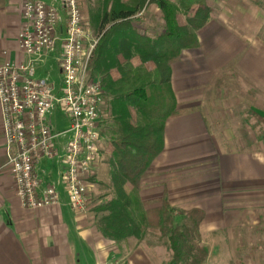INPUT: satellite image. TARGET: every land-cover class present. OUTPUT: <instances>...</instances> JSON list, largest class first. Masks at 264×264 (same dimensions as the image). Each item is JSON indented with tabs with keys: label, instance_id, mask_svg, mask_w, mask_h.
<instances>
[{
	"label": "crops",
	"instance_id": "0c3cea01",
	"mask_svg": "<svg viewBox=\"0 0 264 264\" xmlns=\"http://www.w3.org/2000/svg\"><path fill=\"white\" fill-rule=\"evenodd\" d=\"M206 3L210 8L208 0ZM21 7V0H0V63L24 61L17 47V36L23 24ZM144 11L134 16L133 29L136 30V23L145 17L146 21L148 17L151 19L149 23L156 19L154 14L145 16ZM156 11L159 9L155 8ZM252 21L248 13L236 14L229 24L228 18L212 11L209 22L196 33L197 48L183 50L179 60L170 65L169 85L176 105L164 125L163 149L137 191L145 210L159 207L162 199L175 209L201 210L204 213L199 225L201 236L209 231H225L228 226L234 229L255 216L259 221L252 222V226L264 225V149L257 147L255 120L250 122L255 109L248 106L242 116L235 117L233 111L238 107L226 103L229 91L223 92L218 82L220 74L231 71L226 70L231 65L253 83L264 76L249 66L250 50L257 47L264 50V45L255 38L256 24ZM91 32L93 35L92 29ZM145 32L151 39L160 35L155 28ZM148 32L154 33L153 36ZM242 33L244 35H240ZM255 57L253 53V62L260 61L261 58ZM58 58L59 52L45 64ZM113 63L118 66L110 70L113 81L122 76L120 69L130 73L141 64L137 57L126 58L121 54L115 55ZM57 78V81L49 79L60 83L58 63ZM93 78L100 85L101 80H105L103 74L95 72ZM101 88L104 117L100 131L105 127L109 134L111 95L102 85ZM56 111L49 114L55 132L61 123L56 119ZM61 139L55 142L54 158L43 160L35 167L42 186L56 187L59 204L26 210L15 195L0 117V264H162L153 251L155 247L144 248L143 243L138 244L132 237L120 242L106 239L98 230L94 211L78 215L72 210L63 182L62 156L68 138ZM103 146L104 164L96 168L94 176L102 177L108 185L110 151L106 144ZM146 186L151 188L146 189ZM254 230L264 231L263 228ZM129 251L137 252L135 255L141 256V262L127 261Z\"/></svg>",
	"mask_w": 264,
	"mask_h": 264
},
{
	"label": "trees",
	"instance_id": "16d2710c",
	"mask_svg": "<svg viewBox=\"0 0 264 264\" xmlns=\"http://www.w3.org/2000/svg\"><path fill=\"white\" fill-rule=\"evenodd\" d=\"M150 4L157 6L164 22L163 33L154 39L131 27L134 16ZM211 13L206 0H179L178 4L168 0H103L98 39L88 64L91 77L94 72L104 75L101 85L111 95L107 162L111 197L94 209L98 230L114 242L131 237L140 240L147 232L161 235L170 251L169 264L205 263L208 253L199 243L204 213L199 209L177 210L165 199L159 207L145 210L137 191L163 149L164 125L176 105L169 85L170 65L179 60L183 50L197 48L196 33L209 22ZM119 54L137 57L141 64L130 73L120 69L122 76L113 81L109 73L118 67L113 61ZM252 115L264 127V118ZM263 127L257 135L264 145Z\"/></svg>",
	"mask_w": 264,
	"mask_h": 264
},
{
	"label": "built area",
	"instance_id": "2783aa9c",
	"mask_svg": "<svg viewBox=\"0 0 264 264\" xmlns=\"http://www.w3.org/2000/svg\"><path fill=\"white\" fill-rule=\"evenodd\" d=\"M23 24L17 47L22 63H0V117L9 173L15 195L26 210L59 204L53 185L42 186L36 165L55 156V142L68 135L63 182L72 210L87 213L90 179L103 161L100 137L104 96L88 74L97 40L85 20L81 0H21ZM64 24V25H63ZM59 50L60 83L38 77L37 69ZM6 55V53H3ZM60 110L68 122L55 132L49 114Z\"/></svg>",
	"mask_w": 264,
	"mask_h": 264
},
{
	"label": "rangeland",
	"instance_id": "374dc122",
	"mask_svg": "<svg viewBox=\"0 0 264 264\" xmlns=\"http://www.w3.org/2000/svg\"><path fill=\"white\" fill-rule=\"evenodd\" d=\"M102 1L103 0H81L83 16L85 20L88 21L90 28L93 30V36L95 38H97L99 31V24H97L99 18H97V15L98 13L101 14ZM172 1L175 4H178V0ZM208 4L211 8V12L213 11L214 14H220L223 17L228 18L229 24H231V19L234 18L236 14L243 15L244 13H248L251 16V20H253L252 22L256 24L255 38L259 43H262L264 45V0H208ZM150 5L146 6L143 11L145 10V16L148 14H154V18L156 19L152 20L153 23H149V20H151L149 17L148 21H146L147 18L144 15L143 16L145 17V20L143 19L140 23H136V31L139 34L145 36V31H150L154 28L160 34H162L164 31V22L161 12H154L157 6L155 5L154 7H149ZM151 11H153L154 13H152ZM184 20L186 19H181V21ZM149 24L153 27L151 28ZM148 34L150 36H153L154 33L148 32ZM240 35L244 34L242 33ZM58 52L59 50H56V53L53 56L51 55L50 57H54L58 54ZM253 53L254 56L256 55L255 58H261L260 61H258L257 59L256 63L255 61H252ZM250 54L252 58H250L251 63L249 66L255 67L256 73L264 75V50H261V48L257 47L256 49H251ZM258 63L260 64L258 65ZM227 69L231 71H226L220 74V81L218 82L220 85L219 88L223 92L226 93L227 91H229V96L225 100L226 103H233L238 107L233 111V115L239 118L243 115L242 112H246L245 108L249 106L255 109V113L260 114L264 118V76L260 81L256 80L253 83V81L247 80L244 73L238 70L235 66L231 65V67L226 68V70ZM37 76L43 78L47 77L57 81V60L53 61V63H50L49 61L42 67H39L37 69ZM56 84L58 85L59 83L57 82ZM56 110V119L61 122L60 128L57 129L56 132H61L68 127V122L62 112L58 109ZM253 117L250 116V122H254L255 120L256 127L254 126L255 129L253 128V130L256 135L257 147L259 149H264V145L259 142L257 135V130H259L258 128H262L263 126L255 117ZM100 137L102 139V143L106 144V146L108 147L110 137L105 127L101 129ZM67 138L68 135L60 136L59 140L61 139L63 141H66ZM102 164L104 163H101L100 165ZM90 181L93 185V188L91 189L89 195V205L87 213H92L95 207L99 205L102 200H107L111 197V190H109L108 185H105L102 177L98 178L96 175L93 176ZM150 188V186H146V189ZM258 221L259 219L255 216L247 218L243 225L239 227H233L234 229H232L231 226H228L227 230L225 231H209L210 233L207 232L202 236L200 234L199 243L201 246L206 248L208 253L204 264H264V231L262 232V230H254V228L264 229V225L255 223V225L252 226L251 224L252 222ZM131 242L133 244L134 241ZM137 242L138 244L143 243L144 246H146L144 248L151 249V247H155L153 251H155L154 253L157 255L159 262H162V264H169L170 251L166 246V238L161 237V235H158L156 233L147 232ZM136 253H132L129 251L126 260H140L141 262V256L137 257L135 255Z\"/></svg>",
	"mask_w": 264,
	"mask_h": 264
}]
</instances>
